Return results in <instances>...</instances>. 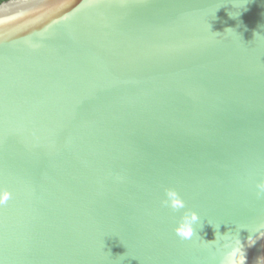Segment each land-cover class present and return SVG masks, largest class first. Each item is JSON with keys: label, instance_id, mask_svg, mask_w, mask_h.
<instances>
[{"label": "water", "instance_id": "obj_1", "mask_svg": "<svg viewBox=\"0 0 264 264\" xmlns=\"http://www.w3.org/2000/svg\"><path fill=\"white\" fill-rule=\"evenodd\" d=\"M261 180L264 0L0 3V264H264Z\"/></svg>", "mask_w": 264, "mask_h": 264}, {"label": "clouds", "instance_id": "obj_2", "mask_svg": "<svg viewBox=\"0 0 264 264\" xmlns=\"http://www.w3.org/2000/svg\"><path fill=\"white\" fill-rule=\"evenodd\" d=\"M256 189L258 195L264 194V180L256 183ZM11 197L12 193L9 190L0 188V206L6 204L11 199ZM161 203L165 207L172 209L174 212L185 209L186 207L185 200L174 188H166L164 190V198L162 199ZM200 220L201 217L195 210L183 211L174 227L176 235L184 240L192 239L194 235H197L196 225ZM219 227L220 225L214 227L216 230L215 239L212 241H205L209 245H216L220 241H225L223 245L225 251L220 260V264H245L246 257L243 252V246L239 239V230L243 227L238 228L236 234L234 235L231 232L221 234L219 232ZM260 237H264V233H260ZM248 243L249 245L255 243V240L252 236L248 237Z\"/></svg>", "mask_w": 264, "mask_h": 264}, {"label": "trees", "instance_id": "obj_3", "mask_svg": "<svg viewBox=\"0 0 264 264\" xmlns=\"http://www.w3.org/2000/svg\"><path fill=\"white\" fill-rule=\"evenodd\" d=\"M3 1H6V0H0V3L3 2Z\"/></svg>", "mask_w": 264, "mask_h": 264}]
</instances>
